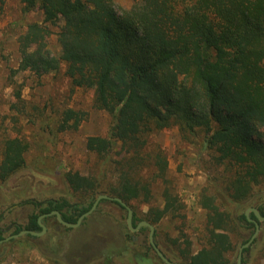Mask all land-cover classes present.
I'll return each mask as SVG.
<instances>
[{"label":"trees","instance_id":"trees-1","mask_svg":"<svg viewBox=\"0 0 264 264\" xmlns=\"http://www.w3.org/2000/svg\"><path fill=\"white\" fill-rule=\"evenodd\" d=\"M21 3L23 14L37 9L43 19L27 23L17 38L19 69L38 75L63 69L72 86L94 90L96 106L108 111L111 121L106 135L86 140V149L99 159L96 174L72 169L65 173L79 199H27L33 211L26 226H17L15 232L42 230L39 216L52 210L76 222L104 193L131 206L133 226L142 220L155 225V242L170 260L237 264L231 258L235 244L230 232L244 227L252 234L255 223L245 212L234 214L235 207L250 202L264 185V0H134L121 10L114 0ZM51 25L59 26L55 32L61 48L58 55L48 47L47 38L54 33ZM82 118L73 108L64 110L59 130L77 129ZM173 126L182 140L224 166L222 178H212L199 197L206 210V244L196 251L188 235L171 238L162 233L161 242L157 228L165 219L186 218L185 203L169 179L168 157L153 141L156 133ZM2 142L0 180L4 181L25 167L29 143L18 135ZM157 180L163 184L161 205L152 201ZM137 203L148 205L141 217ZM105 204L127 213L119 201L102 199L83 223L97 215L108 219ZM254 207L264 216V201ZM250 216L256 218L253 212ZM51 218L59 224L54 215L42 221L47 224ZM60 226L46 236L42 254L47 264H67L57 239L73 228ZM117 226L120 245L96 251L93 242H83L78 262L94 264L101 258L100 264H141V259H150L166 264L149 241L148 227L139 230L147 232L142 241L126 219ZM23 238L41 240L32 234Z\"/></svg>","mask_w":264,"mask_h":264},{"label":"rangeland","instance_id":"rangeland-1","mask_svg":"<svg viewBox=\"0 0 264 264\" xmlns=\"http://www.w3.org/2000/svg\"><path fill=\"white\" fill-rule=\"evenodd\" d=\"M114 2L116 8L121 10L131 7L134 0ZM42 19L43 14L37 9L23 14L21 0L0 3V160L5 137L18 135L29 143L25 167L8 179L0 180V215L4 214L0 225L4 229L12 223L25 225L28 215L33 211L32 205L27 203L29 198L68 196L72 200L79 199L70 188L65 173L72 169L83 174H96L99 159L86 149V140L91 135H106L111 121L109 112L96 106L94 90L72 86L63 69L40 75L19 69L21 54L17 38L26 29L27 23L41 22ZM51 29L54 33L47 38L48 47L53 54L58 55L61 48L55 32L59 26L51 25ZM68 108L78 111L83 118L77 129L61 131L59 124L64 110ZM153 141L164 148L169 160L171 185L186 206V218L165 219L157 225L161 242H164L162 233H168L171 238L188 235L196 251L206 244V210L201 207L199 197L212 178H222L224 166L217 165L207 152L199 153L197 147L182 140L176 126L156 133ZM261 187L262 191H257L251 198V204L248 201L244 205L234 206V214L243 213L248 207L262 203L264 185ZM162 190L161 181H154L153 204L163 203ZM136 208L137 215L141 217L148 210V205L137 203ZM104 210L110 215L108 219L97 215L86 223H83L84 219L80 226L67 234L60 233L57 242L63 249L60 254L63 255L64 263L80 264L77 255L83 242H93L92 249L96 251L113 249L111 245L121 244L122 236L117 224L125 221L127 213L118 206L108 204L104 205ZM55 225V218L47 221L49 232ZM13 230L11 226L4 231V236ZM146 234L139 232V239L143 241ZM230 234L235 244L231 258L237 262L239 247L252 234L244 227H238ZM47 239L46 236L37 241L23 238L8 243V246H0V264H47L42 254ZM246 248L249 250L243 251V264H264V220L260 221L257 237ZM140 261L141 264H154L150 259ZM100 262L101 258L94 264ZM117 264L126 263L117 261Z\"/></svg>","mask_w":264,"mask_h":264},{"label":"water","instance_id":"water-1","mask_svg":"<svg viewBox=\"0 0 264 264\" xmlns=\"http://www.w3.org/2000/svg\"><path fill=\"white\" fill-rule=\"evenodd\" d=\"M102 199L117 200V201H119L122 205H124L127 208L126 222H127L128 227L130 228V230L132 232L137 231L140 227H143V226H146V227L149 228V240H150V243L153 246V248L156 251V253L158 254V256L166 264H188V263H185V262L172 261L164 254V252L160 249V247L155 242L154 233H155V229L156 228H155L154 224L148 222L147 220H142V221H140L137 224V226H133L134 212H133V209L131 208V206L128 205L122 198H120L118 196H111V195L104 194V193L99 194L96 197V199L94 200L92 206L86 212L82 213L78 217L76 222L67 221V220H65L62 217V214H61V212L59 210H52L48 214L40 215L39 224L42 227L41 231H35V230H32V229H22V230H20L17 233L10 234L5 239L0 240V242L6 241V240H10L12 238H17V237H20V236H23V235H26V234H32L34 236H42L47 230L46 225L42 222V218L44 216H46V215H56L58 221L62 225L66 226V227H72V228L78 227V226H80L82 224L83 220L86 217H88L89 215H91L95 211V209L98 207L99 202ZM251 212H253L255 214L256 218H251V216H250ZM245 214L249 218V220H252L255 223V230H254L253 234L251 235V237L248 239V241L246 243L242 244L239 247L238 256H237V264H243V251H244V249L246 247H248L255 240V238L257 237V235H258V233L260 231V221L264 220V216L260 213L259 209L257 207H254V206L248 207L246 209V211H245Z\"/></svg>","mask_w":264,"mask_h":264},{"label":"flooded vegetation","instance_id":"flooded-vegetation-1","mask_svg":"<svg viewBox=\"0 0 264 264\" xmlns=\"http://www.w3.org/2000/svg\"><path fill=\"white\" fill-rule=\"evenodd\" d=\"M36 199H38V198H36ZM40 200H42V199H40ZM100 203V202H99ZM31 205V204H30ZM50 213V212H49ZM44 214H48V213H44ZM42 215V214H41ZM46 216H53V215H46ZM46 216H44V217H46ZM54 216H56V215H54ZM3 217H4V214H2V215H0V220L1 219H3ZM28 217H29V215H28ZM28 217H27V222H28ZM40 217V216H39ZM43 217V218H44ZM42 218V219H43ZM57 218V217H56ZM58 220V219H57ZM38 221H39V219H38ZM27 222L25 223V225H21V224H18V223H12V224H10L7 228H3L1 225H0V228H1V231L3 232V236H4V231L5 230H8V229H10L11 228V226H13L14 227V230H13V232H11V234H13V233H17V232H15V229L17 228V226H22V227H25L26 226V224H27ZM43 222V221H42ZM59 222V221H58ZM44 223V222H43ZM45 224V223H44ZM60 222H59V224H57L56 226L57 227H61L60 226ZM46 225V227H47V230H46V232L42 235V236H37V237H45V236H47L48 234H49V230H48V226H47V224H45ZM62 225V224H61ZM64 226V225H63ZM144 227V226H143ZM146 227V226H145ZM42 228V227H41ZM141 228V227H140ZM140 228L137 230V231H135L134 233H137V234H139V230H140ZM23 229H28V228H23ZM22 230V229H21ZM41 231V230H40ZM19 232V231H18ZM253 234V233H252ZM10 235V234H9ZM9 235H7V236H9ZM27 235V234H26ZM7 236H4V238L3 239H5ZM23 236H25V235H23ZM20 237H22V236H20ZM20 237H17V238H20ZM251 237V236H250ZM249 237V238H250ZM3 239H0V240H3ZM12 239H16V238H12ZM12 239H10V240H12ZM10 240H6V241H2V242H0V245H2V244H4V243H7V242H9ZM150 241V240H149Z\"/></svg>","mask_w":264,"mask_h":264}]
</instances>
